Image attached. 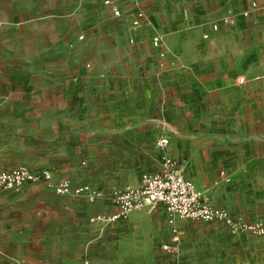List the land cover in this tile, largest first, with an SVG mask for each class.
Masks as SVG:
<instances>
[{
	"label": "crops",
	"instance_id": "crops-1",
	"mask_svg": "<svg viewBox=\"0 0 264 264\" xmlns=\"http://www.w3.org/2000/svg\"><path fill=\"white\" fill-rule=\"evenodd\" d=\"M105 1L100 12L114 15ZM111 1L122 13L116 17L123 23L113 36L116 50H97L96 59L79 77L86 120L93 121L96 111L101 123L97 148L102 164L112 171L94 187L103 195L140 187L144 175L161 172L162 152L156 141L168 137L169 155L207 203L247 222H264V0ZM140 11L146 18L134 28ZM7 24L18 35L24 30L23 23ZM32 43L35 46L34 39ZM6 53L0 50V59L7 58ZM105 54L118 60H101ZM94 99L97 108L91 104ZM104 199L111 204L104 200L101 209L110 216L116 208L111 196ZM75 215L79 231L56 242L48 256L36 244V264H120L88 259L93 245L83 221L89 211L77 210ZM170 220L182 228L183 221L165 207L153 214L145 208L102 233H109L111 249L131 257L127 264H136L137 249H149L157 229ZM237 238L244 241L228 246L264 257V238ZM170 243H162L161 250ZM191 262L233 264L216 258Z\"/></svg>",
	"mask_w": 264,
	"mask_h": 264
},
{
	"label": "rangeland",
	"instance_id": "rangeland-1",
	"mask_svg": "<svg viewBox=\"0 0 264 264\" xmlns=\"http://www.w3.org/2000/svg\"><path fill=\"white\" fill-rule=\"evenodd\" d=\"M103 3L0 0V50L11 59L7 55L0 59V171L47 169L54 173L52 183L69 181L73 189L89 188L80 196L62 195L53 186L27 183L0 193V264H36V244L48 256L56 242H64L79 231L80 219L75 212L82 209L89 211L87 221H83L93 245L88 259L119 260L120 264L131 260L128 254L111 249L109 233H102L112 223L96 220L108 217L101 204L104 200L111 203L104 197L129 187L111 195L94 187L98 179L111 177L112 171L102 164L97 148L96 129L101 123L96 120V111L93 121L88 122L81 105L84 85L80 75L94 62L97 50H116L113 36L118 32L116 27L123 24L111 13L100 12ZM10 22L24 24L20 35L8 26ZM101 60L118 59L105 54ZM96 103L94 99L91 104ZM90 194L98 198L91 201ZM160 208L164 207L151 213ZM173 218L183 221L182 228L170 220L167 227L157 229L149 249H137L136 264H149V259L153 264H188L207 258L264 264V257L228 246L244 241L237 238L244 233L235 234L218 222ZM165 242H176V250L162 251L160 246Z\"/></svg>",
	"mask_w": 264,
	"mask_h": 264
},
{
	"label": "built area",
	"instance_id": "built-area-1",
	"mask_svg": "<svg viewBox=\"0 0 264 264\" xmlns=\"http://www.w3.org/2000/svg\"><path fill=\"white\" fill-rule=\"evenodd\" d=\"M105 5L112 8L114 16L121 17V10L111 0H106ZM253 6L260 9L257 4ZM246 16L249 14L247 13ZM145 18L143 12H138L133 21V27H140ZM231 22L232 19H227V23ZM204 38L207 39L208 35H204ZM158 41V38H155L154 44L157 45ZM245 82L244 78L239 79L240 84ZM169 145L170 139L168 137H160L156 141V148L162 152L161 172L155 175H144L140 187H129L116 191L112 197V205L116 208V212L106 218L99 216L96 220L107 223L125 221L135 211L145 208L153 210L163 205L168 213L185 220L206 223L218 222L228 227L235 234L244 233L253 237L264 238V222H247L226 210L207 203L195 184L180 172L176 161L167 151ZM53 180L54 173L47 169L34 170L20 167L13 170H2L0 171V193L6 189L20 188L27 183H43L53 186L62 195L80 196L89 191L88 187L73 189L69 181L55 184L52 183ZM95 198L98 197L90 194L91 201H94ZM162 249L173 253L176 250V242L165 244Z\"/></svg>",
	"mask_w": 264,
	"mask_h": 264
}]
</instances>
